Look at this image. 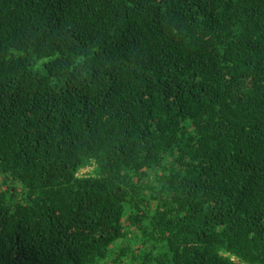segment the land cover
<instances>
[{"label":"trees","instance_id":"obj_1","mask_svg":"<svg viewBox=\"0 0 264 264\" xmlns=\"http://www.w3.org/2000/svg\"><path fill=\"white\" fill-rule=\"evenodd\" d=\"M0 178V264H264V0H0Z\"/></svg>","mask_w":264,"mask_h":264},{"label":"rangeland","instance_id":"obj_2","mask_svg":"<svg viewBox=\"0 0 264 264\" xmlns=\"http://www.w3.org/2000/svg\"><path fill=\"white\" fill-rule=\"evenodd\" d=\"M94 170H95V166L94 165H91V166H88V167H85L84 169L80 170L79 173H78V176L80 177H84V176H87V175H93L95 174L94 173ZM153 175V174H152ZM17 188H19L20 186L18 184L15 185ZM8 187V185H3L2 184V180L0 178V191H3L4 189H6Z\"/></svg>","mask_w":264,"mask_h":264},{"label":"clouds","instance_id":"obj_3","mask_svg":"<svg viewBox=\"0 0 264 264\" xmlns=\"http://www.w3.org/2000/svg\"><path fill=\"white\" fill-rule=\"evenodd\" d=\"M92 165H94V164H92ZM81 170H82V169H81ZM79 171H80V170H79ZM78 173H79V172H78ZM78 173L76 174V176H77V177H80V176H78ZM89 176H93V175H89ZM16 184H18V183H16V182H15V185H16ZM15 185H14V187H13V188H11L10 190L16 189L17 187H16ZM18 185L20 186V184H18ZM17 189L19 190V189H20V187H19V188H17Z\"/></svg>","mask_w":264,"mask_h":264}]
</instances>
